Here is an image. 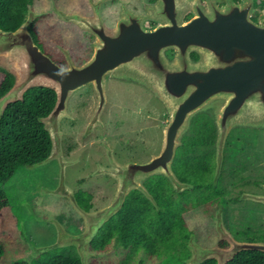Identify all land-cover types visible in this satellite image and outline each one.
Returning <instances> with one entry per match:
<instances>
[{
  "label": "water",
  "instance_id": "water-1",
  "mask_svg": "<svg viewBox=\"0 0 264 264\" xmlns=\"http://www.w3.org/2000/svg\"><path fill=\"white\" fill-rule=\"evenodd\" d=\"M187 1L192 13L189 20H183L185 7L181 9L175 0H159V25L155 29L144 30L140 26L145 17L138 22L131 18L129 26L126 20L121 19L116 30L127 31L128 36L116 39L106 36L99 10H94L93 16H81L55 9L59 18L73 22L96 36L93 56L81 65L74 64L68 50L64 51L67 67L58 65L41 50L28 30L38 16L32 9L28 10L26 20L15 30L0 28V66L14 77L12 87L0 96V118L10 103L23 100L29 88L46 87L56 95L52 110L38 119L49 134L50 152L44 160L27 165L28 169L54 159L61 165L66 162L61 152L63 133L60 122L63 117L69 116L67 103L76 90L92 84L97 94V105L85 136L90 135L96 125L102 124L100 115L106 104L107 75H131L157 93L170 113V121L162 129V145L157 155L143 163L121 164L114 160L112 167L103 170L116 181L114 198L103 209L89 212L80 207L71 189L64 184L62 173L59 187L51 192L72 198L76 210L84 218L85 231L81 236L69 238L72 243L58 241L37 250L45 252L74 245L81 263L88 264V246L103 224L121 209L130 190H140L156 205L154 197L143 184L146 178L163 175L177 193L192 189V184L178 179L172 165L176 150L182 143L181 138L195 115L207 113L216 127L213 185L217 184L221 174L230 131L237 126L264 127V24L251 20L252 0L237 5L228 4L223 9L215 5H210V8L201 6L196 3L197 0ZM95 21L98 27L93 25ZM168 50L174 51L173 58L167 56ZM192 53L198 57L194 59ZM107 151L108 155L109 151L112 152L111 149ZM111 157L114 159L113 154ZM261 187L264 188V184ZM63 189H68L70 193L61 192ZM239 198L264 205L262 194L242 192ZM214 220L219 240L228 241L229 246L203 248L195 242L192 233L187 243L192 255L185 264H201L207 259H214L216 264H227L240 251L264 253V242L233 238L223 225L222 208L217 210ZM61 234L58 232V237L63 239Z\"/></svg>",
  "mask_w": 264,
  "mask_h": 264
},
{
  "label": "rangeland",
  "instance_id": "rangeland-1",
  "mask_svg": "<svg viewBox=\"0 0 264 264\" xmlns=\"http://www.w3.org/2000/svg\"><path fill=\"white\" fill-rule=\"evenodd\" d=\"M182 1L186 3L184 8L185 12L183 14L184 20L186 12L189 11L191 13V10L190 2L187 0ZM60 2H64L69 8H75L76 11L86 10V5L90 8V4L87 3V0H68V2L67 0H60ZM132 3L136 5L138 1L133 0ZM196 3H199L201 6H208L207 8H210V5H215L220 8L218 4H216V1L213 0H207L205 4H202L201 1L197 0ZM228 4L234 3H232L231 0H228L223 8ZM92 5H94V2H92ZM33 7L36 8V10H40V12H35L40 16L41 11L49 10L48 7H50V2L49 0H36ZM97 7L99 8L98 4ZM107 7L108 5L105 6L103 11H106ZM151 7L152 6L150 5L146 6V13L143 15L139 14V16L145 17L143 22L149 19L148 21L154 20L159 25L157 12L152 10ZM158 7L160 8V4ZM55 9L62 10L57 6H54L52 8L54 15L51 16L50 14H44V17L40 19L39 23L43 26L46 24H56L55 27L57 30L56 28H53L54 32H52L58 37V40L67 47H73L75 40L77 43V39L83 41L86 36L80 31H74L71 26L65 23L67 21L59 18ZM255 9L260 10L258 6H255ZM93 15L94 12L90 16ZM38 16H36V18ZM260 17L261 19L264 18V16ZM42 45L50 54L47 55L52 57H50L51 59L56 57V53L54 52V49H52V46H45V42H43ZM58 47H61L63 53L67 50L70 53L69 48L63 47L62 45H58ZM93 47H95V44H93ZM81 51L88 53L87 42L82 45ZM130 76L131 75L127 74H124V76L121 77L111 75L106 76L105 95L106 103L108 102V104L106 108L104 107V110L100 115V121L102 124L96 125L88 136H85L87 125L89 123L88 120H90L89 118H91L97 105V94L95 89L92 84H88L76 90L72 94V97H70L71 99L67 103L68 110L66 111L69 116L71 114L74 118L73 120H69L67 119L69 116L63 117L60 122V131L63 133L61 152L63 154V141H66L68 142L67 144L73 145L75 149V154L73 155L81 157L83 163L70 167L67 170V175H65V168L68 165L74 164L71 161H66L63 163V166L57 159H54L51 162L30 169L33 171H27L23 167H20L3 183V190L10 203L17 228L20 233L24 235L28 244L25 248L26 251H24V249L22 251L21 249H14V252L18 256L21 254V256L24 255L25 257L32 258V255L37 256L38 254L46 253L50 250L42 252L37 249L51 246L58 241H70L72 243L69 238L81 236L85 231L84 218L82 214L76 210L72 198L63 196L70 200V203H66V201L58 199L57 196L59 195L51 192V187L56 185L57 174H59L61 181L63 173V181L65 180V177H67V183L74 187L78 178L83 177L85 179L87 177L88 170H91L90 161L101 157L102 151L99 149L101 143L113 147L118 153V156L124 159L148 161L152 156L159 153L162 145V129L170 121L168 106L151 88L138 80H134V78ZM195 116L193 118H195ZM228 147H233L234 149L239 148L240 154L236 158L237 162L232 161L224 165L223 159L219 183L220 188H222L224 192L223 198L227 202L226 208L222 210L223 225L233 238L234 235L232 234V231H243L247 230V228L258 234H263L264 205L252 200H240L239 197L242 192L264 195V188L261 187V184H264V127L256 128L237 126L233 128L230 131L225 144L226 150L229 149ZM54 161L58 162L57 165L59 168L55 163H52ZM127 162L143 163L138 161ZM233 166L240 167L241 169L235 177H231L228 173L229 169ZM256 180H260L258 182L259 185L253 183V181ZM60 181L56 187H59ZM93 182L102 183L104 188H106V179H95ZM235 183H238L239 185L243 184V188H238ZM64 184H66V182ZM41 187L47 189L46 195H41L43 192H40L39 196L34 192L36 188L39 191ZM105 190L109 191L111 188L109 187V189L106 188ZM48 194L54 196H49ZM235 197H238L239 201L236 204H232L230 199ZM216 206L217 205L212 209L198 208L185 215L186 224L189 229L193 231L191 233L194 235L195 242L203 248L217 246V244H215L208 247L204 246V244L219 240L214 218L217 210L220 208ZM103 208L89 212H96ZM74 216H78L80 220H74ZM58 232L62 233L61 235L64 236L63 239L58 237ZM247 236L250 237L251 234ZM67 246H73L76 253H78L76 246L70 244ZM188 250L190 255H192L189 248ZM88 252L90 253V257L87 258L88 264L90 259L94 256L98 257V262L100 264H124L123 260L127 253L121 248H115V246H112L111 250L104 254H96L92 252L88 246ZM165 252L158 257L155 256L148 258L145 253L141 251L129 260V264H136L140 260H142L143 264H180L178 262H173L170 254L172 253L171 251L167 253Z\"/></svg>",
  "mask_w": 264,
  "mask_h": 264
},
{
  "label": "trees",
  "instance_id": "trees-1",
  "mask_svg": "<svg viewBox=\"0 0 264 264\" xmlns=\"http://www.w3.org/2000/svg\"><path fill=\"white\" fill-rule=\"evenodd\" d=\"M35 1L0 0V28H18L26 20L28 10ZM42 17L44 15L37 17L28 26V30L37 45L45 42V46L55 49L53 44L60 42L53 34L56 24L43 26L39 23ZM192 57L196 59L198 56L192 53ZM13 82V75L0 66V96L12 87ZM55 100L53 90L32 87L24 93L22 101L10 103L0 118V264H82L73 246L55 248L37 256L32 255V258L21 256L20 253L18 256L14 249L26 251L28 244L17 228L3 190V183L20 167L40 162L48 156L51 140L38 119L48 115ZM215 140L216 127L211 117L207 113L196 115L181 138L182 143L176 150L172 165L178 179L192 184L193 188L177 193L165 176L148 177L144 185L154 197L156 205L134 191L123 207L104 223L91 241L90 250L104 254L112 246L125 249L127 253L124 264H129V260L141 251L148 258L171 251L173 262L184 264L189 255L185 244L193 232L186 224L185 215L198 208L212 209L215 205L225 206L227 203L219 186L221 174L216 185L212 182L215 170ZM228 148H225L224 165L237 162L236 158L240 154L239 148ZM240 171V167L233 166L228 173L235 177ZM259 181L253 183L257 185ZM235 185L243 188V184ZM237 200L236 197L230 199L232 202ZM89 264H100L98 257H92ZM136 264L143 262L140 260ZM201 264H215V261L207 259ZM227 264H264V253L256 250L240 251Z\"/></svg>",
  "mask_w": 264,
  "mask_h": 264
},
{
  "label": "flooded vegetation",
  "instance_id": "flooded-vegetation-1",
  "mask_svg": "<svg viewBox=\"0 0 264 264\" xmlns=\"http://www.w3.org/2000/svg\"><path fill=\"white\" fill-rule=\"evenodd\" d=\"M100 0H87V3L90 4V8H88V5L86 10L82 11H76L75 8H69L65 5V3H61L60 0H49L50 2V7L49 10L47 11H41V15L43 16L44 14H50L51 16L54 15V13L52 12V8L54 6H57L58 8L66 11V12H74L80 15H85V16H90L93 14L94 12V8L99 10L103 21H104V28L106 30V36L108 38H112V39H116V38H121L123 36H128L127 35V31H120V30H116V28L118 27V23L119 21L122 20H126L123 22L127 23V26H129V20L131 18H133V20L137 21L140 20L142 17L139 16L143 15L146 13V6H152V10H154L155 12H159L160 8L158 7L159 5V0H137L138 3L135 5L133 2V0H102L99 2V8L97 7L95 2H98ZM177 2V6H179L180 8H184L186 6V3H184L182 0H175ZM201 1L202 4H205L207 0H199ZM216 1V4H218V6L220 8H223L226 5V2L228 0H213ZM243 0H231L232 3L234 4H240ZM68 2V0H67ZM92 2H94V5H92ZM162 3V2H161ZM214 4V3H213ZM34 5V4H33ZM108 5L107 10L103 11L105 6ZM93 6V8H92ZM255 6H258L260 8V10H256ZM30 9H32L34 12H40V10H36V8H34L33 6L30 7ZM72 9V10H70ZM104 13V14H103ZM38 16V17H40ZM260 16H264V0H252V8L250 10V18L251 20H253L255 23H260V24H264V18L261 19ZM27 17V16H26ZM192 17V13H190L189 11L186 12L185 16H184V20L187 21ZM37 18H35L36 20ZM149 20V19H148ZM145 21L142 24H140V26L144 29V30H153L158 26V23L155 22L154 20H150V21ZM96 22V21H95ZM66 24H68L69 26H71V28L74 29V31H80L81 33H83L86 37L83 39V41L77 39V43L75 40V44L73 47H67L66 45H64L63 43L59 42V43H54L53 47H55L54 52L56 53V57L53 58L52 60L57 63L58 65L62 66V67H67V61H66V57L64 55V53L62 52L61 48L58 47V45H62L63 47L69 48L70 49V54H71V58L73 60V62L76 65H81L84 62L88 61L94 54L95 48L93 47L94 42L96 41V36L94 35V33L88 32L86 30L81 29L77 24L73 23V22H65ZM93 25L95 27H98V23L96 22L93 23ZM134 26H137L136 24H132ZM133 28V26L131 27ZM131 33V32H129ZM86 42L88 43V53H84L83 51H81V47L82 45H84V43L86 44ZM93 43V44H92ZM38 45L40 46V48L43 50L44 46L40 43H38ZM44 52V51H43ZM46 54L50 55L47 51H45ZM167 55L169 58L173 57V51H167ZM51 57V56H50ZM52 58V57H51ZM95 94V92H94ZM96 95V94H95ZM72 97V96H71ZM71 99V98H70ZM69 99V100H70ZM96 104H97V96H96ZM108 102L105 105V108L107 106ZM68 110V109H67ZM73 116L70 114L69 120H73ZM90 119V118H89ZM66 120V118H65ZM89 121V120H88ZM68 142H64L63 141V158L65 161H71L74 164L72 165H68L65 168V175L68 174L67 170L70 167H73L75 165H78L80 163H83V160L81 157L79 156H74L73 154H75V149L73 147L72 144H67ZM108 145L101 143L99 149H101V157L98 159H93L90 164L91 170H88L87 173V177L84 179L83 177H80L76 180V185H74V187L71 185H69L65 180L64 183L66 182V185L72 190L73 195L75 197V199L77 200L78 204L80 205V207H82L84 210L86 211H93L99 208H103L104 206H107L111 203L113 197H114V193H115V189H116V181L110 177L109 175L105 174L103 172V170H105V168H109L112 167V164L115 162L114 160L118 161L121 164H125L127 161H138V162H145V161H140V160H136V159H124V158H120L118 156V153L116 152V150L113 147H109ZM107 149H111V151H109V155H108V151ZM111 154H113L114 159H112ZM148 160V159H147ZM52 163H55V165H57V161H54ZM27 165H24V169H26L27 171H33L30 170L26 167ZM58 167V165H57ZM59 168V167H58ZM98 171V172H97ZM97 172V173H96ZM100 178L102 179H106V188L109 189V187L111 188V190L107 191L105 190L106 188H104L102 183H96L93 182V180L98 179L100 180ZM147 179V178H146ZM145 179V180H146ZM35 180V178H34ZM144 180V181H145ZM60 181V176L59 174H57V178H56V185L54 187H51L52 189H54L58 183ZM143 181V184H144ZM257 185H259V183H257ZM65 187V186H64ZM38 188V187H37ZM37 188L35 189V193L36 195H39L40 192H43L41 195H46V190L45 188L41 187V191L37 190ZM66 188V187H65ZM80 189V190H79ZM64 191H68L70 193V191L68 189H63L61 192ZM134 191L141 193L142 195H144L140 190L138 189H133L130 190V192L126 195L124 202L122 204V207L125 203V201L131 197V195L134 193ZM264 194V193H263ZM49 196H54L52 194H48ZM40 196V195H39ZM58 199H61L63 201H66V203H70L69 199L63 196H57ZM238 199V197H236ZM232 199V198H231ZM239 201V199L237 200V202ZM232 204H236L237 202H232L230 201ZM97 203V205H96ZM227 203L225 206H218V208H222V210H224V208H226ZM121 207V208H122ZM73 219L75 220H80V218L78 216H74ZM49 221V220H47ZM107 222V221H106ZM105 222V223H106ZM104 225V224H103ZM103 227V226H102ZM101 227V228H102ZM100 228V229H101ZM100 229L98 230L97 234L99 233ZM96 234V235H97ZM232 234L234 235V238L238 241H246V242H264V239L262 240L260 237H264V233H256L255 231L247 228V230H243V231H232ZM251 236H247L250 235ZM256 234V235H255ZM189 237L187 239V242L185 244L186 248H187V243H188ZM217 244L220 248H227L229 246L228 241L226 240H217L215 242H208L205 243L204 246H213ZM90 246V245H89ZM125 250V249H123ZM188 250V248H187ZM92 251V250H91ZM96 254H102L101 252H95L92 251ZM188 253L190 255V252L188 250ZM188 255V257H189ZM186 257L184 260V264L186 259L188 258ZM213 260V259H212ZM215 261V260H214ZM216 264V261H215Z\"/></svg>",
  "mask_w": 264,
  "mask_h": 264
}]
</instances>
